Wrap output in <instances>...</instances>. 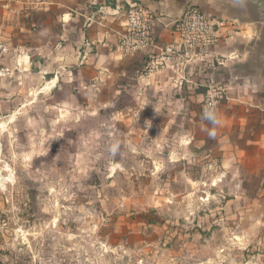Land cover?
Wrapping results in <instances>:
<instances>
[{
    "label": "rangeland",
    "instance_id": "obj_1",
    "mask_svg": "<svg viewBox=\"0 0 264 264\" xmlns=\"http://www.w3.org/2000/svg\"><path fill=\"white\" fill-rule=\"evenodd\" d=\"M58 99L0 129V264H264V173L225 167L229 143L186 145L164 111L149 144L138 110Z\"/></svg>",
    "mask_w": 264,
    "mask_h": 264
},
{
    "label": "crops",
    "instance_id": "obj_2",
    "mask_svg": "<svg viewBox=\"0 0 264 264\" xmlns=\"http://www.w3.org/2000/svg\"><path fill=\"white\" fill-rule=\"evenodd\" d=\"M134 2L164 16L151 28L160 45L174 41L168 23L190 5L240 21L241 31L214 50L222 66L228 63L219 81L226 100L213 120H203L199 108V119L187 114L204 94L198 88L206 78L196 67L185 71L187 83L180 89L172 72L138 78L147 51L123 57L116 34L123 30L127 4ZM0 67V117L53 93L60 98L54 107H77L80 101L88 109H117L121 121L123 110H138L133 134L157 144L154 127L165 111L166 122L184 121L186 145L193 138L214 147L229 143L231 151L218 154L225 167L237 168L248 180L264 173V0H0Z\"/></svg>",
    "mask_w": 264,
    "mask_h": 264
},
{
    "label": "built area",
    "instance_id": "obj_3",
    "mask_svg": "<svg viewBox=\"0 0 264 264\" xmlns=\"http://www.w3.org/2000/svg\"><path fill=\"white\" fill-rule=\"evenodd\" d=\"M123 30L116 34L117 46L123 57H132L147 51V59L137 72L141 80L153 76L178 75L176 83L182 88L187 83L185 71L196 67L199 75L205 76V89L199 105V114L205 121L213 120L218 108L226 100V88L215 81L211 71L222 66L214 56V49L225 43L241 29L235 22L209 16L198 7L187 6L167 29L174 41L160 45L151 34L152 26L164 16L138 3H128L124 11ZM5 70L0 67V78Z\"/></svg>",
    "mask_w": 264,
    "mask_h": 264
},
{
    "label": "water",
    "instance_id": "obj_4",
    "mask_svg": "<svg viewBox=\"0 0 264 264\" xmlns=\"http://www.w3.org/2000/svg\"><path fill=\"white\" fill-rule=\"evenodd\" d=\"M200 9V8H199ZM201 10V9H200ZM203 13H205L203 10H201ZM206 14V13H205ZM225 19H227V20H229V21H232V22H235L236 24H238V25H240L241 23H240V21L239 20H237V19H235V18H225ZM234 37V36H233ZM232 37V38H233ZM230 40V39H229ZM228 40V41H229ZM220 46V45H219ZM219 46H217L216 48H218ZM215 48V49H216ZM214 49V50H215ZM228 63V62H227ZM227 63L225 64V65H223L222 67H220V68H218V69H215V70H212L211 71V76H212V78L215 80V81H221V79H222V69L223 68H225L226 67V65H227Z\"/></svg>",
    "mask_w": 264,
    "mask_h": 264
},
{
    "label": "bare ground",
    "instance_id": "obj_5",
    "mask_svg": "<svg viewBox=\"0 0 264 264\" xmlns=\"http://www.w3.org/2000/svg\"><path fill=\"white\" fill-rule=\"evenodd\" d=\"M15 116H16V113L13 114V116H11L9 120H7L6 122H3L2 124H0V129H2L5 125H7V123L12 122Z\"/></svg>",
    "mask_w": 264,
    "mask_h": 264
},
{
    "label": "trees",
    "instance_id": "obj_6",
    "mask_svg": "<svg viewBox=\"0 0 264 264\" xmlns=\"http://www.w3.org/2000/svg\"><path fill=\"white\" fill-rule=\"evenodd\" d=\"M198 89H201L202 90V93H204L205 89L202 87V88H198Z\"/></svg>",
    "mask_w": 264,
    "mask_h": 264
},
{
    "label": "clouds",
    "instance_id": "obj_7",
    "mask_svg": "<svg viewBox=\"0 0 264 264\" xmlns=\"http://www.w3.org/2000/svg\"><path fill=\"white\" fill-rule=\"evenodd\" d=\"M210 134H214V133H210Z\"/></svg>",
    "mask_w": 264,
    "mask_h": 264
}]
</instances>
